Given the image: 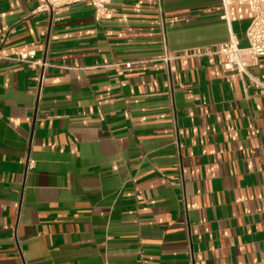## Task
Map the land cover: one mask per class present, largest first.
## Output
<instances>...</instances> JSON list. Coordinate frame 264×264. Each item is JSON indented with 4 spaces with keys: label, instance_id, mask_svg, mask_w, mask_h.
Here are the masks:
<instances>
[{
    "label": "crops",
    "instance_id": "1",
    "mask_svg": "<svg viewBox=\"0 0 264 264\" xmlns=\"http://www.w3.org/2000/svg\"><path fill=\"white\" fill-rule=\"evenodd\" d=\"M40 4L0 0V264H264V57L212 54L250 8Z\"/></svg>",
    "mask_w": 264,
    "mask_h": 264
},
{
    "label": "built area",
    "instance_id": "2",
    "mask_svg": "<svg viewBox=\"0 0 264 264\" xmlns=\"http://www.w3.org/2000/svg\"><path fill=\"white\" fill-rule=\"evenodd\" d=\"M39 12L58 13L61 10L69 9L78 4H85L94 9V17L97 21L107 20L110 17L111 10L108 8L112 0H40ZM225 15L223 18L228 20L229 8L235 5H247L253 13L252 22L247 30V39L249 46L241 48L237 39L231 35L229 42L221 45L215 51L214 55H222L225 60L223 66L226 69H237L241 75H247L249 68L259 63L264 57V0H221ZM163 56L161 61L169 65L177 58L169 49L166 40V33L162 31ZM16 61L26 64L31 68L43 66V62L35 58V53H24ZM130 68L132 63H125ZM34 162H29L32 167Z\"/></svg>",
    "mask_w": 264,
    "mask_h": 264
}]
</instances>
